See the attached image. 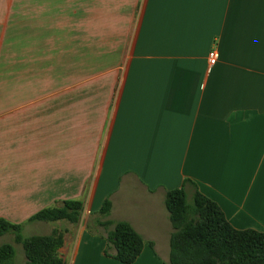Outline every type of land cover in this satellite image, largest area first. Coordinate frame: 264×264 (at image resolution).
<instances>
[{
  "label": "crops",
  "instance_id": "0c3cea01",
  "mask_svg": "<svg viewBox=\"0 0 264 264\" xmlns=\"http://www.w3.org/2000/svg\"><path fill=\"white\" fill-rule=\"evenodd\" d=\"M34 1L49 8L50 0H0V218L24 224L31 236L65 223V261L105 254L104 234L88 226L93 214L97 225L128 222L144 240L133 264H169L165 196L189 181L190 198L195 185L235 228L264 232V0H143L102 154L105 115L90 126L95 139L87 152V135L78 131L67 138L59 129L51 145L49 133L18 127V113L36 106L19 103L15 86L8 95L3 80H17L19 65L50 64L49 44L30 38ZM123 1L121 16L132 19L140 0ZM109 99L97 114H107ZM19 137L28 139L25 147ZM107 199L112 211L103 218ZM65 200L84 202L78 224L29 221Z\"/></svg>",
  "mask_w": 264,
  "mask_h": 264
},
{
  "label": "rangeland",
  "instance_id": "374dc122",
  "mask_svg": "<svg viewBox=\"0 0 264 264\" xmlns=\"http://www.w3.org/2000/svg\"><path fill=\"white\" fill-rule=\"evenodd\" d=\"M36 3L33 26L37 31L31 33L30 38L36 40L35 43L43 40L44 44H49L50 64L19 65L17 80H3V89L7 90L8 95L10 91L13 93L15 86L19 103L36 106L18 113V127L35 132L44 131L46 135L49 133L51 145L58 143L59 129L65 130L67 138L77 135L78 131L80 135H87L83 137L81 143L82 149L87 152L86 149L95 139L90 126L99 127L102 124L100 119L106 116L104 132L98 144V152L102 154L121 90L122 78L134 45L144 1L138 2L132 19L121 16L122 8L127 5V1L123 0H50L48 9L45 3L43 7L41 3L38 6ZM21 51H24L30 60V53L19 50ZM32 52H37V49ZM43 52L45 60L46 48ZM34 58H37L36 54ZM101 73L104 75H100ZM91 89L95 92L92 93ZM107 93L110 96L107 103L108 112L97 114L95 109L99 106L96 105L100 103L106 105ZM95 94L98 98L91 97ZM7 100L9 101L8 97ZM39 143L41 144V140ZM17 144L19 148L25 147L28 139L19 137ZM20 155L21 153H18V157ZM95 215L93 214L87 221L88 226L90 230L104 234L103 228L97 225L100 217ZM85 222L86 219L84 224ZM64 224L57 227L53 225L54 227H49L47 232L51 234L52 230H63ZM79 227L80 225L74 226L77 229ZM31 235L29 230H25V237ZM5 243H12L16 248L15 264H26L24 248L15 243L14 236L0 237V247ZM108 258L110 257L101 252H95L77 258L68 257L66 263L112 264Z\"/></svg>",
  "mask_w": 264,
  "mask_h": 264
},
{
  "label": "trees",
  "instance_id": "16d2710c",
  "mask_svg": "<svg viewBox=\"0 0 264 264\" xmlns=\"http://www.w3.org/2000/svg\"><path fill=\"white\" fill-rule=\"evenodd\" d=\"M185 181L183 187L169 190L165 206L170 215L173 232L169 240V264H264V232L240 230L227 219L221 207L197 187L190 198ZM84 202L65 200L43 209L30 222L66 220L78 224ZM112 202L106 200L99 211L109 217ZM107 242L105 255L122 264H133L144 249L142 236L128 222L98 221ZM24 224H13L0 218V237L13 235L16 244L23 246L26 264H67L60 255L64 232L57 229L50 235L24 236ZM114 252V253H113ZM16 248L12 243L0 247V264H15Z\"/></svg>",
  "mask_w": 264,
  "mask_h": 264
},
{
  "label": "built area",
  "instance_id": "2783aa9c",
  "mask_svg": "<svg viewBox=\"0 0 264 264\" xmlns=\"http://www.w3.org/2000/svg\"><path fill=\"white\" fill-rule=\"evenodd\" d=\"M209 62L211 65H215L217 62V55L214 51L209 54Z\"/></svg>",
  "mask_w": 264,
  "mask_h": 264
}]
</instances>
